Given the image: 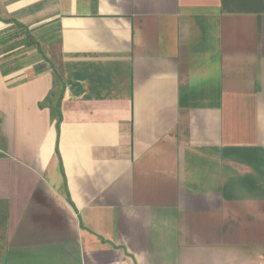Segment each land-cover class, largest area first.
Here are the masks:
<instances>
[{
  "label": "crops",
  "instance_id": "obj_1",
  "mask_svg": "<svg viewBox=\"0 0 264 264\" xmlns=\"http://www.w3.org/2000/svg\"><path fill=\"white\" fill-rule=\"evenodd\" d=\"M0 264H264V0H0Z\"/></svg>",
  "mask_w": 264,
  "mask_h": 264
}]
</instances>
